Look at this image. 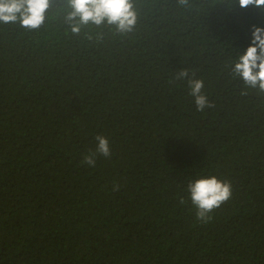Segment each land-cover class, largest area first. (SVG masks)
I'll return each instance as SVG.
<instances>
[{"label": "trees", "instance_id": "1", "mask_svg": "<svg viewBox=\"0 0 264 264\" xmlns=\"http://www.w3.org/2000/svg\"><path fill=\"white\" fill-rule=\"evenodd\" d=\"M209 2L142 0L126 37L73 35L66 0L38 30L0 24V264H264V94L229 67L264 11ZM182 67L213 108L170 82ZM101 134L111 157L82 165ZM204 175L233 188L207 224L179 203Z\"/></svg>", "mask_w": 264, "mask_h": 264}, {"label": "clouds", "instance_id": "2", "mask_svg": "<svg viewBox=\"0 0 264 264\" xmlns=\"http://www.w3.org/2000/svg\"><path fill=\"white\" fill-rule=\"evenodd\" d=\"M142 0H66L63 22L68 25L73 35H79L82 29L107 28L114 35L126 37L139 31L144 16ZM55 0H0V24H18L28 31L40 29L47 18ZM225 5L229 10L237 4L240 8L255 7L264 11V0H210L208 7ZM177 9L191 13L194 5L190 0H175ZM89 39L91 36L89 35ZM232 79L243 82L241 96H247L248 90H257L264 94V28L252 26V39L246 50L229 65ZM185 81L189 96L194 99L197 111L215 105L204 91L205 82L197 78L196 71L182 67L176 71L172 83ZM96 147L86 153L82 165L95 167L98 156L110 158L112 150L110 140L104 135L95 137ZM121 185L114 183L112 191H119ZM187 199L181 197L179 203L190 202L197 221L203 224L213 219V213L227 203L233 196L231 181L222 180L216 175H204L187 184Z\"/></svg>", "mask_w": 264, "mask_h": 264}]
</instances>
